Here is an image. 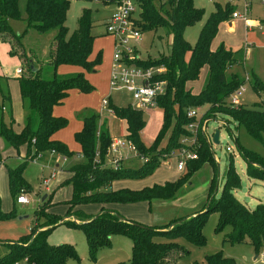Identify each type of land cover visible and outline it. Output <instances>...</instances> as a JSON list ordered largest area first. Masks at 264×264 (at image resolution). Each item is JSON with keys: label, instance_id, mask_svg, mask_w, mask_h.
Here are the masks:
<instances>
[{"label": "trees", "instance_id": "1", "mask_svg": "<svg viewBox=\"0 0 264 264\" xmlns=\"http://www.w3.org/2000/svg\"><path fill=\"white\" fill-rule=\"evenodd\" d=\"M113 1L107 0L111 3ZM132 1L136 5L133 24L139 34L163 28L170 36L169 52L166 55L159 54L156 58L146 59L131 56L123 59L129 66L163 70L153 76L154 81H163L164 87L163 92L156 95L152 102L160 111L161 120L150 144L145 145L140 137L144 128L140 108L129 104L117 106L109 101L107 108L104 107L122 121V137L134 146L137 154L135 158L142 160V164L133 168L120 163L118 169L107 165L106 150L111 142L107 126L104 121L98 124V116L95 114L84 117L81 129L73 134L74 141L80 147L81 161L66 169L68 178L62 183L70 187L69 198L64 202L65 212L62 216L48 212L52 205L50 195L53 191L46 192L45 198H40V204L33 211L35 223L29 232L14 241L0 242V246L6 247L4 254L0 255V264H64L67 258L76 259L75 251L69 244L51 246L45 242L48 232L61 224L82 232L90 259L94 258L98 249L109 246L112 236H121L130 242V258L125 263L117 264H176L178 258L188 252L173 241L183 238L192 246H203L201 229L206 215L211 212L217 214L215 232L229 226L230 233L225 239L228 243L245 241L252 247L255 255L264 253V206L256 205L249 210L234 198L232 191L239 188V177L230 157L219 195L214 199L212 189L216 163L204 135L207 121L219 115L242 127L254 140H264V103L246 108L242 105L230 106L227 102L228 96L244 83V79L241 80L232 68L242 66L245 51H232L223 44H218L215 49L210 48L218 27L230 18L231 8L227 3L224 8L216 6L202 24L195 43L189 45L183 40L182 32L198 22L203 15L201 10L193 7V0ZM68 3L69 0H26L25 29L15 34L9 22L20 19L17 0H0V40L12 47L9 55L17 54L13 45L18 44V40L28 30L39 34L55 30L45 62L37 64V60L26 55L22 48L17 54L21 73L15 77V81L25 112L22 128L17 133L11 129L8 79L0 76V139L16 152L18 148L25 147L21 163L14 168H7L11 209L7 212L0 211V221L14 216L17 194H27L30 191L22 175L28 161H34L42 153L57 154L63 159L74 155L64 144L51 139L66 123L64 118L52 115V108L62 102L68 90L88 94L93 88L82 73L59 75L56 69L65 65L89 73L99 64L100 54L97 53L93 60H89L93 36L90 32L88 9L80 10L76 28L70 34L67 33L64 22ZM202 70L205 72L204 82L199 90L193 92L190 85L198 79ZM250 76L254 93L264 94V83L253 74ZM3 106L7 109L6 121L3 119ZM202 108L204 112L199 115L198 110ZM188 109L195 110L196 116L186 117ZM188 125H194L196 142L192 151L196 157L187 160L182 170L177 171L175 168V171L182 173L175 181L151 184L139 189L112 188L116 181L142 180L162 162L172 160L170 154L179 151L183 146V139L191 137ZM236 147L245 163L246 177L264 181V161L237 144ZM205 164L211 170L207 188L211 193L207 196L205 205L190 216L173 218L163 226L155 227L127 220L111 208L113 205L141 203L149 211L151 204L169 202L175 199L178 190ZM88 206L94 207L95 212L84 211ZM204 264H230V261L217 253L206 256Z\"/></svg>", "mask_w": 264, "mask_h": 264}, {"label": "rangeland", "instance_id": "2", "mask_svg": "<svg viewBox=\"0 0 264 264\" xmlns=\"http://www.w3.org/2000/svg\"><path fill=\"white\" fill-rule=\"evenodd\" d=\"M116 1L117 0H114L112 3ZM262 1L263 0H246L245 7L244 0H193V7L201 10L203 15L198 22L186 27L181 35L185 42L189 45H193L196 41L198 32L207 17L215 10L216 6L224 8L226 5L225 3L231 8V12L240 14L246 19V22L251 26H248L242 20L233 19L234 27L231 32L227 31L225 26L223 27L220 25L210 44L211 49H215L218 44H223L232 51H246L242 66H234L232 68V71L237 73L241 80L244 79V77L247 78V82L243 83V92L236 98L237 104L246 108H253L256 104L264 103V94L260 93L257 95L251 89L252 81L250 76L253 74L259 81L264 83V3H262ZM25 2L26 0H17V9L20 19L9 22L10 27L15 34H18L25 29ZM112 3L107 2V0H69L68 3L64 22V26L67 28V33L70 34L76 28V19L80 10L88 9L91 20L90 32L93 36V54L89 59L93 60L97 53L101 56V62H99V64L89 73L72 66H60L57 71L59 75H68L78 72L82 73L83 76L84 74H87V82L93 88L88 94H81L76 90V92L74 90H69L70 98L66 100L61 108H56L54 110L55 113L62 115L66 121L65 126L56 131L57 135L66 149L73 153L75 152L73 150H75L76 147L79 148V145L74 141L73 134L80 128L82 119L85 116L95 114L98 116V121H104L111 140L123 136L124 128L122 121L115 118L109 111L101 106V101L103 99H106L117 106H126L133 102L131 94L125 89L112 91H109L108 89V78L112 56V39L110 35H104L101 32H103V24L110 13L113 12ZM255 23H258L259 27L252 26L255 25ZM246 27L254 28L248 29ZM54 35L55 30H49L43 34L28 30L27 33L18 40V44L13 45V50L19 54L21 52L20 48H22L26 55L33 56L37 60V64L40 62L43 63L47 59V52ZM169 43L170 36L167 34V31L163 28H158L155 31L147 30L140 32L139 38L137 40H129L127 46L130 47L129 50L132 57L146 59L147 57L156 58L159 54H168ZM11 48L12 47L6 41L0 40V75L3 74L7 76L9 78L8 86L11 84L14 89H17L13 72L15 66L19 67V69L21 68V63L17 54L14 56L9 55V50ZM106 62L107 64L109 63L107 72H105L106 70L104 69ZM204 78L205 72L202 70L198 79L190 85L193 92H196L201 88ZM8 94L9 98H12L9 87ZM262 109H264V107H262ZM141 110L144 128L140 137L145 145H149L159 129L161 115L157 108H141ZM203 112V108L198 110L199 115ZM6 113L3 114L4 121ZM19 113L23 122L25 112L20 107ZM15 121L11 124V129L14 130L20 126V124ZM225 121L227 124L222 125L221 123ZM214 131L218 132L217 144L211 142V135ZM204 135L208 139L210 151L216 163L212 189L214 199L219 195L223 183V174L227 166L228 158L230 157L233 169L239 177V188L232 191L234 198L249 210L253 209L256 205L264 206V181L259 179H249L246 177L245 163L239 156L236 147L237 144L242 149L255 153L264 161V140H254L242 127L237 126L230 119L219 115L207 121ZM2 145L7 147L5 143ZM2 145L0 144V153L4 151ZM226 147H229L231 151L226 152ZM49 154L51 155L52 153H42L34 159V162L43 159L45 156L42 155ZM123 157L126 158V161ZM122 159L125 161H123L124 166L136 168L142 164V160L133 158L127 153L122 154ZM167 161V163L162 162L146 178L139 181H132V183H127L126 186H137V188H139L153 183L160 184L165 180H167V182L175 181L179 174L181 175L182 173L175 171L173 160ZM28 162L23 170V178L28 183L30 191L27 194L22 192L17 194L18 196L22 195L26 197L28 202L24 205L15 204L14 216L8 220L0 221V242L2 243L7 240L14 241L18 239L19 236L25 235L29 232L30 228L35 223L33 211L37 207V200L38 204H40V198L47 195L40 182L42 180L46 181V191L49 193L55 191L59 177L62 176L55 171L52 173L51 169L48 167L44 166L41 168ZM167 164L169 165L167 166ZM0 172V182H2L5 179V172L3 170ZM210 178L211 170L209 166L205 164L178 190L175 199H173L175 200L174 205L171 204V201H173L171 200L169 201L170 203L162 206H153L149 211L145 208L144 212H142V216L139 217L140 221L135 222L161 227L163 226L161 224L165 221L166 223L169 222L167 221L168 219L171 220V218H178L181 215L187 214L192 209H200V207L205 205L206 198L209 193H211L210 190H207ZM123 182L130 181L125 180ZM58 193L51 198L52 205L48 208V212L55 214L56 216H62L66 210L64 205L65 191L62 190V192L60 191ZM4 206L6 207L5 209H3ZM10 206L11 198L8 192L6 195L1 194L0 211H8L6 209H9ZM88 209H94V207L91 206ZM20 216H24L25 218L18 220V217ZM66 219L71 220V218ZM216 221L217 214L215 212L206 215L201 229L204 241V244L201 247L192 246L183 238H178L173 241L188 252L179 257L176 264H204V258L206 256L217 253L228 259L230 264H264V255L262 256L263 252L255 255L252 247L247 242L244 241L238 244H230L225 240L226 236L230 233L229 226H226L220 232H215ZM154 240L161 241L160 239ZM45 242L51 246L60 244H69L72 246L76 254V259L67 258L64 264H117L119 262L125 263L130 258L129 240L121 236H112L109 246L98 249L95 252L94 258L90 259L82 232L64 224L53 227L45 237ZM5 249L6 247L0 246V255L4 254ZM20 264L25 263L21 262Z\"/></svg>", "mask_w": 264, "mask_h": 264}, {"label": "built area", "instance_id": "3", "mask_svg": "<svg viewBox=\"0 0 264 264\" xmlns=\"http://www.w3.org/2000/svg\"><path fill=\"white\" fill-rule=\"evenodd\" d=\"M245 1L246 0H244V6L246 7ZM262 3H264V0ZM135 11L136 5L132 0H119L104 24L105 33L110 35L113 40L108 89L109 91L125 89L131 94L134 105L139 108H147L153 105L152 102L154 97L163 92L164 82L153 80V76L161 73L163 70L161 68L141 69L129 66L123 62L124 58L128 59L131 57L130 47L127 46V42L129 40H137L140 35L133 24ZM231 18L240 19L248 26H251L240 14L232 12ZM16 74H20L19 69L16 70ZM244 82H247L246 77H244ZM243 90V85H241L228 96L227 102L230 106L236 107L239 105L237 104L236 98L241 95ZM107 102L108 100L103 99L101 101V106L103 108L106 107ZM185 115L188 118H192L196 116V112L193 109H188ZM187 128L191 133V137L183 139L181 141L183 146L179 151L170 154V158L174 161L177 171L183 169L184 163L187 160H193L196 157L195 153L192 151L196 142L194 125H188ZM200 130L202 132L203 127H201ZM225 151L230 152L231 150L229 147H226ZM123 152L130 154L133 158L137 156L134 146L129 141L125 140L123 137L112 139L106 150V160L109 159L106 164L112 167V169H118L120 163L123 161ZM42 185L45 190H47L46 181L43 180ZM15 202L17 204H26L28 200L26 197L19 195L16 197ZM263 255L264 253L262 256Z\"/></svg>", "mask_w": 264, "mask_h": 264}, {"label": "crops", "instance_id": "4", "mask_svg": "<svg viewBox=\"0 0 264 264\" xmlns=\"http://www.w3.org/2000/svg\"><path fill=\"white\" fill-rule=\"evenodd\" d=\"M209 1H213V0H209ZM113 4V9H112V11L114 10V7H115V3H112ZM226 4V3H225ZM111 11V12H112ZM111 14V13H110ZM110 16V15H109ZM109 16H108V18H109ZM107 18V19H108ZM107 19H106V21H107ZM233 19L234 18H231V16H230V19L227 21V22H224L223 24H221V26H225L226 27V30L227 31H232L233 30V27H234V22H233ZM236 20H240V19H236ZM106 21H105V23H106ZM241 21V20H240ZM104 23V24H105ZM103 24V25H104ZM245 26V25H244ZM252 26H256V27H259V25H258V23H255V25H252ZM246 28H248V29H251V28H254V27H246ZM102 34H104V35H106V33H105V31H104V26H103V32H101ZM112 39V38H111ZM111 41V40H110ZM112 43H113V40L111 41V45H112ZM245 53H246V51H245ZM93 54V42H92V49H91V53H90V55H89V57H91V55ZM90 61L92 60V59H89ZM100 62H101V56H100ZM109 64V63H108ZM108 64H107V62H106V65H105V72H107V68H108ZM60 66H65V65H60ZM60 66H58L57 67V69H56V72L58 71V68L60 67ZM75 68V67H74ZM17 69H19V67H16L15 66V68H14V74H13V76H14V79H15V77H17L19 74H16V70ZM82 72V71H81ZM21 73V72H20ZM58 73V72H57ZM1 77H6L7 79H9L7 76H5V75H3V74H1L0 75ZM84 77H85V79L86 80H88L87 79V77H88V75L87 74H84ZM106 78H107V75H106ZM8 82V81H7ZM16 86H17V82H16ZM7 87H9V89H10V94H11V96H12V98H10V112H11V117H12V119H13V121H15V120H17V121H15L16 123H19L20 124V126L17 128V129H12L13 130V132H19L20 130H21V128H22V124H23V122H22V117H21V115H20V113H19V107L22 109V105H21V101H20V97H19V93H18V86H17V89H14V87H13V85H9L8 86V83H7ZM16 90H17V92H16ZM70 91H72V90H70ZM70 91L68 90L67 91V95H66V97L62 100V102L59 104V105H57V106H54L53 108H52V115L53 116H55V117H61V118H64L62 115H60V114H58V113H55L54 112V110L56 109V108H61L62 106H63V104L66 102V100L68 99V98H70V95H69V93H70ZM75 91V90H74ZM76 92V91H75ZM78 94V93H77ZM133 104V105H132ZM132 104H129V105H132L134 108H139V107H137L136 105H134V103L132 102ZM148 108H150V109H154L155 107L152 105V106H149V107H147V108H145V109H148ZM141 109V108H140ZM7 112V109H6V107L5 106H3V108H2V114H5ZM6 115H7V113H6ZM5 115V116H6ZM86 117V116H85ZM7 118V117H6ZM5 118V121L7 120ZM12 121V124L14 123ZM100 121V120H99ZM98 121V124H100V122H102V121H100L99 122ZM81 125H82V123H81ZM160 125V124H159ZM123 128H124V125H123ZM81 129V126H80V128L77 130V131H79ZM77 131H75V132H77ZM74 132V133H75ZM124 134V133H123ZM51 139L52 140H56V141H59V142H61V139L59 138V136L57 135V132L56 133H54L52 136H51ZM143 141V140H142ZM0 144L2 145V144H4V142H2V140L0 139ZM6 145V144H5ZM3 146V152L2 153H0V159H1V161H0V171L1 170H3L4 172H5V179H4V181H2V182H0V195L1 194H4V195H6V193L8 192V183H7V168H14V167H16L20 162H21V160H22V157H23V155H24V153H25V147H20V148H18V151L16 152L13 148H11V147H8L7 145V147H5L4 145H2ZM19 149H20V152H19ZM73 151H75L74 152V156L73 157H71V158H68V159H63L62 157H60L59 155H54V154H49V155H44L45 157L43 158V159H39L38 161H32V162H28V163H31V164H35V165H37V166H39V167H41V168H43L44 166L45 167H48L49 169H51V171H52V173L55 171L57 174H61L62 176L61 177H59V180H58V182H57V186H56V188H55V191H53L52 193H51V195H50V197L52 198V197H54V196H56V193H58V192H62V190H64L65 191V194H64V199L65 200H67L68 198H69V195H70V187L68 186V185H62V183H63V181H65L67 178H68V174H66V169L69 167V166H71V165H73V164H75V163H77V162H79V161H81V157H80V155H79V151H80V147L78 148V147H76L75 148V150H73ZM122 154H125V152H123ZM128 154V153H127ZM128 155H130V154H128ZM132 157V156H131ZM124 158V157H123ZM125 159V161H126V158H124ZM108 160L109 159H107L106 160V163H108ZM128 160V159H127ZM124 161V160H123ZM122 161V164L125 162H123ZM27 165V164H26ZM177 172V171H176ZM1 173V172H0ZM52 173H51V175H52ZM23 175V174H22ZM43 181V180H42ZM42 181L40 182V184L42 185ZM125 181V180H124ZM128 181H130V182H123V181H116V182H114L113 183V187L112 188H114V189H118V188H129V189H139V188H141V187H139V188H137V186H126V184L127 183H132V181L131 180H128ZM164 182H167V180H165ZM140 184H142V183H140ZM153 184H156V183H153ZM161 184V183H160ZM43 186V185H42ZM144 186H150V185H144ZM143 187V186H142ZM44 188V187H43ZM44 191H45V193L47 192L46 190H45V188H44ZM9 194V193H8ZM59 194V193H58ZM51 203H52V200H51ZM167 203H170V202H166V203H155V204H151V207L150 208H152L153 206H162V205H164V204H167ZM171 204L172 205H174L175 204V200H173V201H171ZM16 205H19V204H16ZM20 205H24V204H20ZM37 205H38V200H37ZM6 207L4 206L3 207V209H5ZM111 208L113 209V210H115L118 214H120L123 218H125V219H127V220H132V221H140L139 220V217H141L142 216V212H144V210H145V208H146V205L145 204H125V205H113V206H111ZM202 207H200V209H201ZM11 209V206H10V208L9 209H6V210H10ZM195 209H198V208H195ZM200 209H198V210H194V209H192V210H190L187 214H185V215H181V216H179V217H187V216H190V215H192V214H194L195 212H197V211H199ZM86 212L88 211L89 213H94L95 212V210H93V209H86L85 210ZM4 212H7V211H4ZM22 214V213H21ZM171 219H173V218H171ZM167 221H170L169 219L167 220ZM166 223V221L163 223V224H161V225H164ZM7 241H12V240H7ZM5 242V241H4ZM2 246V245H1ZM129 247H130V242H129ZM6 250H4V252H5Z\"/></svg>", "mask_w": 264, "mask_h": 264}, {"label": "water", "instance_id": "5", "mask_svg": "<svg viewBox=\"0 0 264 264\" xmlns=\"http://www.w3.org/2000/svg\"><path fill=\"white\" fill-rule=\"evenodd\" d=\"M218 132L217 131H214L213 134L211 135V142L213 144H217L218 142ZM45 198V195L41 198V200H43ZM25 217L24 216H20L18 217V220H21V219H24Z\"/></svg>", "mask_w": 264, "mask_h": 264}]
</instances>
